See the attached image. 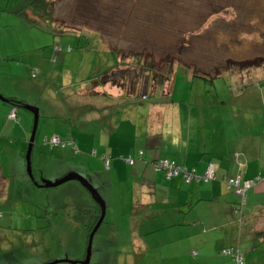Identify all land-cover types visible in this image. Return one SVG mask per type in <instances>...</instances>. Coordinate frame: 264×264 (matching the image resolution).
Wrapping results in <instances>:
<instances>
[{"label": "rangeland", "instance_id": "rangeland-1", "mask_svg": "<svg viewBox=\"0 0 264 264\" xmlns=\"http://www.w3.org/2000/svg\"><path fill=\"white\" fill-rule=\"evenodd\" d=\"M27 2L0 0V95L24 101L16 110L27 115L28 127L9 135L24 137L25 143L16 140L14 146H7L0 141V153L6 154L1 153L5 163L0 165L11 173L23 167L26 180L36 174L40 183L33 180L37 195L32 197L28 186L14 177L9 180L7 198L0 199V210L11 216L0 230V264H31L57 254L62 246L66 254L77 258L67 259L80 264L96 202L76 179L37 186L63 175L51 181L40 177L51 162L37 157L33 146L43 148L44 155L53 159L51 149L42 143L43 135L54 132L62 140L73 138L68 147L77 156L71 159L64 153L63 169L85 178L105 205L111 198L122 201L128 195L121 179L111 176L113 185L107 186L103 163L93 154L95 140L104 142L98 133L109 124L131 123L134 131L129 136L139 144L135 150L140 147L146 152L143 145L148 140L168 138L169 132L183 134L186 125L203 117L211 103L224 102L223 115L240 122L260 121L257 110L244 100L251 97L237 94L233 83L248 72L255 83H262V70L256 77L257 66L250 65L262 63L264 0H53L49 19L34 14ZM19 64L30 71L37 69L36 77L21 76ZM147 67L160 76L156 83L148 79ZM164 73L170 76L164 78ZM145 94V99L140 97ZM26 105L37 108L29 156L32 178L26 172L25 152L33 114ZM86 155L93 157L89 167ZM33 211L43 214L42 223L31 217ZM111 215L107 209L84 264H111L112 258L102 259L95 250L113 243L114 237L118 247L128 240L127 215L118 217L117 228L108 220ZM35 223L46 225L45 229H23ZM120 249L118 255L126 259L127 248ZM54 260L58 259L47 262Z\"/></svg>", "mask_w": 264, "mask_h": 264}, {"label": "crops", "instance_id": "crops-1", "mask_svg": "<svg viewBox=\"0 0 264 264\" xmlns=\"http://www.w3.org/2000/svg\"><path fill=\"white\" fill-rule=\"evenodd\" d=\"M235 42L236 39L233 43ZM262 44L264 45L263 38ZM260 55L262 63L250 65V68L257 66L254 74L256 77L260 76L257 71L262 70V83H255L249 72L233 83L238 87H234L237 94L251 97L244 100L250 101L252 108L257 110L260 121L240 122L232 115H223L221 104L224 102L220 105L211 103L206 107L203 117L195 118L196 122L186 125L183 134L176 136L169 132L166 133L168 138L148 140L143 145L146 152L139 146L135 150L139 144L134 137L129 136L134 131L131 123L113 122L104 132L98 133L97 136L100 138L102 135L101 141L104 142L95 140L92 149L93 154L99 156L100 162V156L109 157L108 167L103 165L107 186L112 187V176L114 179H121L123 187L128 189V195L122 201H113L111 198L105 204L104 216L109 209L112 215L108 220L117 228L118 217L127 215L129 224L126 223V231L129 237L120 247L114 237L113 243L95 250L96 256L99 255L102 259L112 258L111 264L114 260L115 264H232L229 257L221 254L220 250L225 246H236L243 252L244 264H264V52ZM52 56L50 60L54 61L56 55ZM19 66L23 69L21 76L30 75L28 68ZM34 70L37 69L30 72ZM243 80L247 81L244 85ZM9 107L8 102L0 100V141L7 146H14L16 140L25 143L24 137L13 139L9 135L19 129L27 130V115L15 109L18 119L10 121L7 119ZM51 135L61 139L54 132L44 134L43 138ZM70 139L74 141L73 138H68ZM64 147L60 150L54 146L50 151L46 147L53 156L51 159L44 155L43 148L33 146L37 157L45 160V163L51 162L49 171L40 173V177L51 181L57 175L72 171L63 169L66 167V156L63 154H69L71 159H75L77 154L68 145ZM74 147V151H77L75 144ZM17 150L21 152V148L18 147ZM1 153L0 157L2 154L6 155ZM126 157L132 158V161L126 162ZM86 158L87 166H90L93 157L86 155ZM77 159L81 160L79 157ZM156 159H166L186 168H193L196 174L202 173L207 162H213L216 166L214 178L208 181L193 179L189 183H184L179 174L167 178L164 170L153 169L151 163ZM96 160L93 159L94 162ZM4 161L0 158V162ZM54 161L56 165L52 166ZM24 174L23 167L11 173L6 172L4 165H0V199L7 198L11 177L16 178L21 185L28 186L31 192L34 186L32 179L26 180ZM236 174L244 179H259L246 191L239 224L236 219L238 214L232 210L238 202V196L223 183L224 177ZM35 175L33 180L40 182ZM100 187L104 189L106 185L100 182ZM0 213L1 230L3 223L10 221L11 216L4 215L2 210ZM32 214L31 217L43 222L41 212L33 211ZM16 216L23 218L20 214ZM35 225L30 228L22 226L27 232L45 229L43 227L46 226ZM51 230L53 232L52 228ZM112 245L114 254L111 253ZM63 247L57 254L35 259L31 264L59 258L77 259L66 254ZM120 248H127L126 259L118 255L122 251ZM56 263L58 262L52 264ZM65 263L70 264H63Z\"/></svg>", "mask_w": 264, "mask_h": 264}, {"label": "built area", "instance_id": "built-area-1", "mask_svg": "<svg viewBox=\"0 0 264 264\" xmlns=\"http://www.w3.org/2000/svg\"><path fill=\"white\" fill-rule=\"evenodd\" d=\"M8 117L11 119L15 117L13 109L9 110ZM43 142L48 144L50 147H64L67 145L69 146V144H71L70 140H62L57 136L44 137ZM73 148H75L74 145ZM124 160L126 162L132 161V159L129 157L124 158ZM103 165L105 168L108 167V157L103 158ZM153 169L164 170L166 177L179 174L181 175L183 181L185 183H188L193 179L202 178L204 180H207L213 178L215 165L211 162H208L201 176L197 175L194 169L192 168H186L185 166L175 164L174 162L166 159H157L156 162L153 164ZM255 179L257 180V178ZM255 179H242L241 176L237 174L235 176L225 177L223 179V182L227 189H231L235 194L240 195V202H243L245 190L254 183ZM220 253L223 255H228L233 264L243 263L242 252L237 248H233L231 246L224 247L220 250Z\"/></svg>", "mask_w": 264, "mask_h": 264}, {"label": "trees", "instance_id": "trees-1", "mask_svg": "<svg viewBox=\"0 0 264 264\" xmlns=\"http://www.w3.org/2000/svg\"><path fill=\"white\" fill-rule=\"evenodd\" d=\"M52 1L53 0H28V2H27V6L30 8V10L34 13V14H36V15H39V16H42L43 18H46V19H49L48 17H49V15H50V13H51V4H52ZM136 56H138V55H136ZM138 59V58H137ZM138 62L136 61L135 62V64H137ZM142 67H144V65H142ZM139 69H141L142 70V68L141 67H139ZM143 71V70H142ZM109 71H106L104 74H107ZM146 73H147V75H148V79L152 82V83H156V81L158 80V79H160L159 77L160 76H155V72L152 70V69H149V67H147L146 68ZM172 74V71H171V73H170V75ZM170 75H165V73H164V75H163V77L165 78V77H169ZM201 77V76H200ZM202 78H206V77H202ZM141 97V96H140ZM147 97V95L145 94V97H143V99H145ZM6 102H8L9 104H10V107H9V109H8V113H9V110L10 109H16L15 108V106H17V105H22V106H24V101L22 100V99H17V98H14V97H9V96H7L6 98ZM5 102V101H4ZM7 113V114H8ZM15 115H16V113H15ZM17 119H18V116L16 115L15 116V118L14 119H8V120H10V121H17ZM50 148V147H49ZM103 158H105V156H100V159L102 160V163H103ZM157 160V159H156ZM156 160L155 161H153L151 164H152V167H153V164L156 162ZM173 162V161H172ZM156 171H158V170H156ZM241 178L242 179H244L242 176H241ZM202 181H203V179H201ZM257 180H259L258 178H257ZM31 182H32V185H34V183H33V180H31ZM252 186V185H251ZM250 186V187H251ZM41 187H43V186H41ZM250 187H248L247 189H246V191L250 188ZM37 187H35V186H33L32 188H31V195H32V197H35V195H37V189H36ZM38 188H40V187H38ZM237 195V194H236ZM238 196V202L236 203V205H235V207L232 209L233 210V213H235V214H238V215H236V219H237V222H238V224L241 222V213H242V207H243V205H244V201H245V197H244V200H243V202H240V195H237ZM97 205V204H96ZM80 210H82V209H80ZM88 211H89V213L91 212V210L90 209H87ZM98 216H99V207L97 206H95V208H94V212H93V215H90V217H91V222H90V227H89V231L91 230V228L93 227V225L95 224V222H96V220H97V218H98ZM80 220H82V218H80ZM102 221H103V219H102ZM102 221L100 222V224L102 223ZM99 224V225H100ZM226 247V246H225ZM229 247V246H228ZM231 247H233V248H237L238 250H240L238 247H236V246H231ZM241 251V250H240ZM242 255H243V253H242ZM225 256H227V257H229L228 255H225ZM229 259H230V257H229ZM230 261H231V259H230ZM231 263L233 264V262L231 261ZM242 264H244V256H243V263Z\"/></svg>", "mask_w": 264, "mask_h": 264}, {"label": "water", "instance_id": "water-1", "mask_svg": "<svg viewBox=\"0 0 264 264\" xmlns=\"http://www.w3.org/2000/svg\"><path fill=\"white\" fill-rule=\"evenodd\" d=\"M0 100L6 101V99L4 97H2L1 95H0ZM25 107L27 109H30L32 111V114H33V125H32V128H31L30 137H29V139L27 141V148H26V152H25L26 172L32 178L31 171H30V166H29V156H30L31 147L33 145V135H34V129H35V126H36V121H37V108L32 107V106H28V105H26ZM70 179H76V180L80 181L85 186V188L90 193L91 197L94 199V201L96 202L97 206L99 207V216H98L95 224L93 225V227L91 228V230L89 231L88 236H87V245H86V248H85L84 258H83L82 261L81 260L77 261L80 264H84V263H86L88 261V258H89L90 244H91V240H92L93 234L96 231L97 227L99 226V224L102 221L103 216H104L105 205H104V202L101 199L100 195L98 194L96 189L85 178L81 177L80 175L73 174V173L65 174L59 180H56L54 182L42 183V184L37 185V186H40V187L41 186H43V187L54 186L56 184L62 183L64 181L70 180ZM53 262H68L70 264H73L76 261L69 260L67 258H62V259L54 260L52 262H44L43 264H52Z\"/></svg>", "mask_w": 264, "mask_h": 264}, {"label": "clouds", "instance_id": "clouds-1", "mask_svg": "<svg viewBox=\"0 0 264 264\" xmlns=\"http://www.w3.org/2000/svg\"><path fill=\"white\" fill-rule=\"evenodd\" d=\"M67 48L69 49L70 46H67ZM53 59H54V56L51 57V60H53ZM36 75H37V70H34V71L30 72V76H31L32 78L36 77ZM143 97H145V95H144V96H141V98H143ZM13 110H14V116H16V115H15V109H13ZM14 118H15V117H14ZM14 118H13V119H14ZM7 119H11V118L8 117V114H7ZM51 136H54V135H51ZM49 137H50V136H49ZM65 140H68V139H65ZM70 141L72 142L71 139H70ZM42 143L45 144V145H48V144H46V143L43 142V139H42ZM48 146H49V145H48ZM49 147H50V146H49ZM57 147H60V146H57ZM50 148H51V147H50ZM106 157H107V156H106ZM126 158H127V157H126ZM131 159H132V158H131ZM108 162H109V157H108ZM207 163H208V162H207ZM207 163H206V165H207ZM211 163H213V162H211ZM213 164H214V163H213ZM206 165H205V167H206ZM214 165H215V164H214ZM205 167H204V169H205ZM192 169H193V168H192ZM204 169H203V171H204ZM215 169H216V166H215ZM203 171H202V173H203ZM202 173H201V174H197V175L201 176ZM214 173H215V170H214ZM236 175H237V174H236ZM234 176H235V175H234ZM169 177H170V176H169ZM169 177H167V178H169ZM228 177H229V176H228ZM213 178H214V176H213ZM213 178H210V179H213ZM224 178H225V177H224ZM224 178H223V179H224ZM201 179H202V178H198V179H195V180H201ZM210 179H207V180H204V179H203V181H208V180H210ZM254 179H255V178H254ZM256 181H257V180L255 179V180H254V183H255ZM183 182H184V181H183ZM189 182H190V181H189ZM189 182H188V183H189ZM38 183H39V182H38ZM184 183H185V182H184ZM223 183H224V182H223ZM254 183H253V184H254ZM253 184H252V185H253ZM229 190H231V189H229ZM231 191H232V190H231ZM233 193H234V192H233ZM245 194H246V190H245V193H244V197H245ZM243 200H244V198H243ZM1 216H2V215H1ZM1 216H0V219H1ZM226 247H228V246H226ZM223 248H224V247H223ZM221 249H222V248H221ZM241 252H242V251H241ZM242 253H243V252H242Z\"/></svg>", "mask_w": 264, "mask_h": 264}]
</instances>
